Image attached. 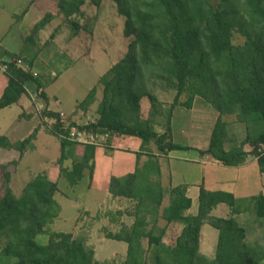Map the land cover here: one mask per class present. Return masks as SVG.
<instances>
[{
  "label": "trees",
  "instance_id": "trees-1",
  "mask_svg": "<svg viewBox=\"0 0 264 264\" xmlns=\"http://www.w3.org/2000/svg\"><path fill=\"white\" fill-rule=\"evenodd\" d=\"M99 3L101 0H98ZM98 1L94 0L98 5ZM124 18L123 33L132 37L128 52L99 79L102 98L96 108L94 122L79 129L93 133L110 132L141 141L144 148L154 144L160 153L188 151L190 148L173 143L171 118L176 107L190 109L195 98L208 103L218 118L206 150L209 156L227 167H238L248 156L255 157L259 171L264 173V0H111ZM86 0H60L59 10L68 21L78 15ZM52 18L47 14L37 23L36 35ZM77 28L76 24H73ZM235 35L244 43L235 44ZM25 59L0 48V65L6 87L0 97V111L29 99L28 87L34 85L38 96L47 103L42 84L29 72L18 68L16 61ZM174 91L168 110L156 96V90ZM96 87L77 105L84 113L95 103ZM147 99L150 110L141 113V101ZM59 113L45 110L41 119L55 118L58 123L47 127L48 133L60 142L58 160L60 175L71 187L94 170V146H85L83 157L74 156L75 143L68 141ZM232 116L243 124L246 137L240 144L227 131L225 117ZM165 118L164 131H156L157 119ZM74 122V121H73ZM43 123V122H41ZM76 122L73 124L75 125ZM40 127V126H39ZM27 138L11 142L0 136V151H14L22 158L33 150L37 131ZM73 159L72 167L63 163ZM0 162V264H109L94 258L84 236L49 232L48 227L59 217L61 207L55 196L57 182L45 173L33 177L17 197L11 189V165ZM156 167L154 161L122 180L111 179L108 192L113 198L136 202L131 210L133 223L118 233H107V239L124 243L126 254L120 264H264V235L248 240V226L233 217L212 216L213 210L225 204L232 215L239 213L237 201L225 192L200 188L197 215H187L191 201L186 188L169 191V206L161 209L164 191L153 182L147 171ZM156 176L159 178L156 167ZM156 177V179H157ZM254 224L264 225V197L250 200ZM118 213L117 216H120ZM183 226L174 245L163 243L165 230L158 225ZM209 225L218 232L213 257L200 254V232ZM47 237L45 243L39 238Z\"/></svg>",
  "mask_w": 264,
  "mask_h": 264
},
{
  "label": "crops",
  "instance_id": "crops-1",
  "mask_svg": "<svg viewBox=\"0 0 264 264\" xmlns=\"http://www.w3.org/2000/svg\"><path fill=\"white\" fill-rule=\"evenodd\" d=\"M59 1L60 0H0V12H3L5 7L7 12L12 11V23L9 24V28L7 26L8 33L11 30H14L8 40H5L6 34L0 38V48L14 54L22 53L25 62L28 61L31 63V71L37 74V78L43 86L42 91L47 98V103L45 102V104L50 111L55 113L62 112L63 110L55 111L54 103L58 102V100L48 94L46 89L62 72H59V68L53 66L55 54L51 52L52 48L49 42L59 41L63 44L68 40H71V38L75 39L78 37L75 39L76 42L85 39L81 33L79 34L77 32L72 34L71 31H69L70 29H68L66 25L69 23L64 19L62 14L61 16L59 15V18L63 17L66 23L58 22L55 25L54 22L56 21L54 20L56 13H53L52 11L54 8L59 9ZM96 5L97 4H95V6ZM81 10L82 9H80V13L78 15L72 16V19L70 18L69 20L74 21L75 18L77 20L80 17V14H82ZM47 14H50L53 17V19L48 23V25L50 24V30H48V32L44 31L48 26L47 25L35 36H33V39L31 40V32L34 26ZM26 43L28 44L26 45ZM76 45H78V43H76ZM78 49L81 50V47L77 46V50ZM109 68H107V70ZM100 78L101 76L99 79ZM99 79L97 80V83ZM6 84V79L3 75V78L0 77V97L6 87ZM28 89L30 93L31 90H35V87L34 85H31ZM35 92L36 90L32 93ZM15 105L19 106L22 110L21 115L25 118H29L32 114H27L24 110L29 108H33L35 110L36 108L35 112L37 111L36 103H33L30 98L23 99ZM217 118L218 113L208 103L198 97L195 98L190 109H186L181 106L174 109L171 118L172 140L173 143L177 145L190 148L188 151H172L163 154L157 150L154 144H150L144 148L139 139L130 136H119L111 140L105 147H95L96 150L93 160L94 170L92 177H87V199L80 201L82 202L80 207H83L85 211L90 212V210H96L98 206L99 210H102L105 207V204L109 203L106 205V208L110 210L112 203L110 202V198L113 197L109 194L108 188L111 179L122 180L127 175L133 174L137 169H143L144 166L151 160L156 163L159 178L155 174L156 167L148 170L147 174L153 182L157 181L160 188L164 191L161 209H165L169 206V191L179 186L186 188V197L191 201V207L187 211V215H197L201 187L211 192L228 193L232 195L237 202H239L238 204L245 203L246 207H250L251 199L259 196L264 197V173L259 171L257 159L255 157L248 156L243 165L238 167H227L209 156H201L199 154V151L207 149L211 132ZM228 118L229 117L226 119L225 117L224 121L227 124L229 136L235 140L236 143H242L246 137L245 126L243 125V134L236 137V131L238 130L240 123L236 122L234 117L232 120H228ZM228 125H230V130H228ZM231 127L234 131L231 130ZM42 133L47 132L39 127L36 137ZM158 133L163 132L158 131ZM187 136L193 137L196 142L191 144L189 142H177L176 140L177 137L183 138ZM35 143L36 141L33 144ZM83 153L84 147L75 145L74 156L77 157V159H81L83 157ZM69 162L70 165H66L65 168L70 169L72 167L73 159L69 160ZM55 167H57V169L53 166H45L44 169L34 172V175L36 176L40 173H45L48 179L53 181L52 175L55 173L57 175L60 171L58 162ZM90 199L93 201L90 202ZM114 200L119 199L114 198ZM128 202H130L128 207H132L131 209L133 210L136 202L132 200H129ZM96 203L98 204L97 206ZM106 210L107 209H105V211ZM117 212L121 213L120 216H115L120 219H116L117 226L122 229L124 226L123 218L127 217V222L129 220V224L125 226L130 227L134 221L131 216V211L126 210L124 213L121 209H118L116 212L114 211V213ZM212 216L223 219L233 217L242 226H250V233L256 231L257 233L261 232V236L264 235V225H259V221L254 224V220L257 218L253 215V213H251V218L248 221L243 222V210L239 209V213H237V215H231L229 208L225 204H220L213 210ZM244 220H246L245 217ZM239 221H242V223ZM158 225L161 229L165 230L163 243L168 246L174 245L176 239L181 234L183 226L179 223L167 224L162 220L159 221ZM217 240L218 232L209 225H203L200 232V254L208 258L213 257Z\"/></svg>",
  "mask_w": 264,
  "mask_h": 264
},
{
  "label": "rangeland",
  "instance_id": "rangeland-1",
  "mask_svg": "<svg viewBox=\"0 0 264 264\" xmlns=\"http://www.w3.org/2000/svg\"><path fill=\"white\" fill-rule=\"evenodd\" d=\"M81 9L82 14H80V17L77 20L75 18L74 21H67L69 24L66 25L72 34L77 32L79 34L81 33L85 39H77L79 41L76 42L75 39L78 37L75 39L71 38V40L63 44L59 41L49 42L52 48L51 52L55 54L53 66L59 68V72L62 73L46 90L48 94L58 100V102L54 103L55 111L63 110L62 112L56 113H63L68 117L69 121L77 122L79 125L83 126L86 123L94 122L96 118V108L102 98V89L97 83V80L106 73L107 68L122 60L128 52L129 45L133 38L124 36L123 29L125 20L119 15L115 4L111 0H101L100 3L98 1V5L96 6L94 0H86ZM52 12L56 13L54 20L56 22L53 21L55 25L58 22H65L63 17L59 18L61 13L58 8H54ZM52 19L53 17L51 20ZM11 23L12 11L7 12L5 7L4 11L0 12V38L5 34V40L10 38L9 36H11L14 30L8 33L7 26L9 28V24ZM48 23L44 27H46ZM75 23L78 24V28L73 27ZM49 28L50 24L44 31L48 32V30H50ZM33 36H31V40ZM76 43H78V45H76ZM234 43L242 45L244 39L239 35H235ZM27 44L28 43H26V45ZM77 46H80L81 50H77ZM27 63L29 64L28 61L24 62V64L28 65ZM0 77L3 78L1 72ZM94 86L97 90L95 103L85 113L77 110V105L86 97L87 93ZM34 91L33 89L30 93ZM156 96L163 105L162 109L168 110L175 97V92H166L157 89ZM35 110L33 108L24 110L27 114H32L29 118H25L21 115L22 110L17 105L0 111V136H6L11 142L24 140L38 126H40V129L47 132L36 137V143L33 144V151H27L22 158H19V154L14 151H0L1 163L18 161L17 165H11L9 168L12 172L10 186L17 197L22 194L25 185L35 176L34 172L44 169L45 166H53L57 169L55 166H57V162L61 156L59 139L55 135L48 133L47 130V127H51V124L45 121L46 117L41 119V113H39V111L35 112ZM149 110L150 104L148 100H142V115L147 116ZM232 118V116H229L228 120H232ZM164 122L165 118L157 119L155 126L157 132L164 131ZM228 126V130H230V125ZM238 127L235 135L236 137H239L240 134L242 135L244 130L243 124H239ZM231 130L234 131L232 127ZM176 140L177 142H189L191 144L196 142L191 136L183 138L177 137ZM63 165L64 167L66 165L69 166L70 162L65 161ZM85 175L86 178L84 177L75 187H71L67 181L62 178L60 171L57 175L56 173L52 175V180L57 181L58 184L59 190L56 199L61 203L59 205L62 207V211L59 217L48 227V231L70 233L74 237L84 236L87 239V246L94 250V258L96 261L100 263L120 264L125 257L127 246L122 242L107 239L106 234L118 233L121 230L116 223V219H119L115 217L118 212L114 213V211L116 212L118 209H121L123 213L126 210L131 211L132 207H128L131 201L114 200V198H110V202H112L110 210L106 208V205L109 203H106L105 207L101 206L104 207L102 210H99L98 206L96 210H90V212L85 211L83 207H80L82 204L80 201L87 199L86 195L88 193L86 188L88 186L87 177H89V174L86 172ZM2 194L3 192L0 190V196ZM92 201L93 200L90 199V202ZM238 203L236 205L237 210H243V222H246L251 218V208L248 210L245 203ZM97 205L96 203V206ZM105 209L107 210L105 211ZM244 217L246 220H244ZM123 219L124 226L129 224V220L127 222V217ZM239 222L242 223V221ZM261 235V232L257 233L256 231L249 233L248 240L254 241L261 238ZM39 240L45 243L47 237L42 236Z\"/></svg>",
  "mask_w": 264,
  "mask_h": 264
},
{
  "label": "built area",
  "instance_id": "built-area-1",
  "mask_svg": "<svg viewBox=\"0 0 264 264\" xmlns=\"http://www.w3.org/2000/svg\"><path fill=\"white\" fill-rule=\"evenodd\" d=\"M16 66L18 68H21L22 70L29 72L30 68L28 65L24 64L23 61L18 60L15 62ZM6 70V67L1 64L0 65V72L3 74ZM32 75L34 77H37V74L32 72ZM30 100H32L33 103H36L37 105V111L39 113L48 110L46 107L45 102L38 96V94L35 93H30ZM49 111V110H48ZM59 123L62 125V129L66 131L67 136L64 137L68 141L75 143L79 146H94V147H105L111 140L114 138L119 137V135L116 134H111L110 132H103V133H93V132H88L85 130L79 129L81 125H79L77 122L75 125L73 124V121H69L68 117L63 114L59 113ZM45 121L51 124L58 123L57 119L55 118H45ZM87 124V123H86Z\"/></svg>",
  "mask_w": 264,
  "mask_h": 264
}]
</instances>
